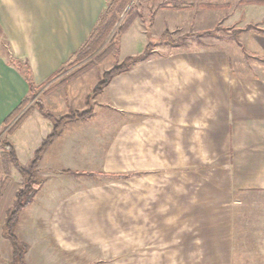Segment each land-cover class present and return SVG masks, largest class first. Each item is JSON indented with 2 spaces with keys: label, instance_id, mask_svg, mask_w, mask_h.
<instances>
[{
  "label": "crops",
  "instance_id": "obj_1",
  "mask_svg": "<svg viewBox=\"0 0 264 264\" xmlns=\"http://www.w3.org/2000/svg\"><path fill=\"white\" fill-rule=\"evenodd\" d=\"M106 2L0 0V132L4 120L28 97L25 81L6 63L8 54L26 60L34 83L40 90L48 88L86 41ZM181 13L155 10L149 34L153 36L158 20H168L170 27ZM146 24L145 18L133 19L120 38L119 55L125 48L123 58L140 54L149 42ZM162 25L161 32L167 28ZM242 37L248 39L247 59L235 41L232 46L151 55L111 79L97 94L99 107L90 117L63 122L42 153L39 170L67 123L88 124L97 118L91 123L94 133L77 135L78 141L91 143L83 150L91 155L73 157L76 133L64 143L72 159L87 161L89 169H45L51 174L47 178L57 183L66 174L71 181L90 178L95 185L63 188L56 183L49 198L40 196L48 182L42 185L34 196L40 197L36 215L49 234L105 236L111 220L129 218V209H135L136 236L200 237L198 247L162 250L167 257L163 264H264V62L253 59L264 61V37L245 33L240 43ZM2 39L9 51L1 46ZM55 85L44 91L42 105L64 96L65 84ZM77 85L78 78L70 81L68 91ZM34 109L20 126L32 127L34 122H27L38 114ZM48 122L40 118L44 130L38 146L52 129ZM11 145L19 161L21 150ZM92 173L134 176L111 190L106 178Z\"/></svg>",
  "mask_w": 264,
  "mask_h": 264
},
{
  "label": "rangeland",
  "instance_id": "obj_2",
  "mask_svg": "<svg viewBox=\"0 0 264 264\" xmlns=\"http://www.w3.org/2000/svg\"><path fill=\"white\" fill-rule=\"evenodd\" d=\"M108 1L110 2L111 0ZM244 1L245 0H130L123 13L119 16L116 26L124 23L129 11L130 15L133 16L132 19L137 18L139 15H141L142 20L145 18L148 25L146 24L144 29L147 31L149 41L152 42L149 49V57L151 55H166L168 52L177 49L186 48L189 50H195L199 47L219 48L220 46H232V41H234V39H232L231 36L234 30L238 28L242 29L250 24H260L258 26L264 28V6L260 4H245ZM162 9H176V11H182L181 14L176 16L174 24L171 23L170 27L168 26V20L167 22L165 20L163 21L167 25V28L164 27V31H167L170 35L168 39L170 41L175 40L177 44L176 46L171 45V42L169 41L164 43L159 41V38L164 32H161L160 30L163 26V22L158 23L159 20L157 23L155 22L154 27L152 28L153 36L148 32L154 11ZM149 14L151 15L147 16ZM114 30L115 28L113 31ZM204 31H208L209 33H202ZM247 33L251 34L253 32L251 31ZM242 35H240L239 38ZM1 42V46H6L5 50L9 51L7 44L3 39ZM105 44L84 62L71 67L65 65L62 73L59 75L60 79L56 80L49 87H52L56 83L61 82L73 74L76 69L96 56L104 48ZM241 44L245 51L246 47H249L247 37H242ZM125 53H127L126 48L121 55H119V51L117 54L111 52L102 60L93 62L85 72L77 76L80 85H77L78 88L75 91H68L69 88L67 89V84L70 83L68 82L61 89L64 96H59L61 98L58 99L51 97L52 100L48 102L47 105L44 103V110L56 118L67 115L71 111L82 112L87 110L88 106L85 103L86 97L91 95L97 82L100 81L102 73L121 62L124 59L123 55H125ZM8 55L9 57H12L10 54ZM48 88L43 85L42 89L38 90L35 97L30 99L27 107H33L37 98H39L40 102L43 101L41 100L42 92ZM84 94H86L85 98H83ZM99 99L100 97L97 95L92 96L89 106L92 110H98ZM35 112L38 114L31 117L27 122H34L32 127L29 128L27 125L20 126L17 128L18 131L17 129L15 130L17 131L15 135H13L15 131L9 135H6V130L4 129L3 132H0V183L5 177L10 181L3 198L0 199V264H16L13 258V246L5 233L4 225L7 211L12 208L15 192L23 186V178L13 167L9 157L4 154L1 141L5 140L6 143L9 144H17V147L21 150L19 154V162L23 166H27L31 161L30 157L32 151L38 148V143L41 140L40 133L44 130V127L40 126V118H44V116H42L38 110ZM25 120H27V118ZM92 120L96 121L97 118H93ZM48 121V124H53L50 119H48ZM94 121H90L88 124L78 123L79 125H70L67 123L68 125H65L66 127L63 129L64 133L62 134L61 140H58V142H56L55 145L44 155L45 159L40 167L41 170H39L38 167L39 175L43 180V184L48 182L44 189V193H40V196L43 195V198H49L52 189L57 183L56 181H53L54 179L49 180V178H47L51 176V174L45 170L47 167H51L52 170L90 168V165H87L89 164L87 161L84 163L83 160L78 161L72 159V156L69 154V147L65 148V139L67 136L74 133H76L75 136L85 135L86 137V133H88L89 130L90 132L92 131L91 133H94L95 127L91 125ZM22 123L20 125H22ZM78 136L76 137L77 141L79 138ZM93 136L94 135L92 134V137ZM89 138L87 142H89ZM77 141L72 142L73 144L77 143L78 145L72 152L73 157L76 158L79 155L83 158L91 155L90 152L83 151L87 149L86 147L91 143L84 144L85 142L83 139ZM128 163L131 164V162ZM85 175H88V173H85ZM118 175L126 177L120 180L106 178L107 180L104 181V184L106 182L107 184L105 185L109 186V189L111 190H119L120 181H124L125 183L126 179L134 176V174ZM65 176L66 174H61L59 176L57 183L58 186L63 188H75L78 184L81 187L85 185H89L88 187H90V185H95V181L92 182L90 178H84L80 179L81 181L74 182ZM96 181L99 182V180ZM111 186H114V188ZM116 195L118 199V193ZM39 198V196L37 199L34 197L32 200L33 203L20 213L18 222L13 230L17 239L28 247L24 254L25 264H137V262L138 264H151L153 260L156 262L159 261V264H163L167 257L161 255L162 250L168 248H187L189 245H191L192 248L194 246L198 247L201 244L199 236H151L150 233L145 234L144 236H136V225L134 224L135 209H129L128 212L133 214L132 216H129V218L122 216L121 219L117 217L111 220V225L107 226L109 230L106 232L109 234H106L105 236H58L59 238H57L56 236L49 234L48 226L41 224L40 221L42 220L36 215ZM115 211L120 212V210ZM119 222L122 224H119ZM185 237L187 239L183 240ZM153 250L156 252L155 255H152Z\"/></svg>",
  "mask_w": 264,
  "mask_h": 264
},
{
  "label": "trees",
  "instance_id": "obj_3",
  "mask_svg": "<svg viewBox=\"0 0 264 264\" xmlns=\"http://www.w3.org/2000/svg\"><path fill=\"white\" fill-rule=\"evenodd\" d=\"M129 1L130 0H111L109 2L107 0L105 10L98 17L96 24L93 30L91 31V33L89 34L88 38L86 39V41L54 76L57 77L58 75H60L65 65L71 67L89 59L95 52H97V50H99L106 43L104 48L96 56L91 58V60H88L81 67L76 69V71L73 74H71L70 76H68L67 78H65L55 86L60 87L70 82L71 80L77 78V76L85 72L88 69V67L93 64V62H98L102 60L111 52H114L115 54L118 53L120 38L133 21L132 19L133 16L130 15V11H129L127 13L126 16L127 18L124 21V23H121L118 26H116L119 20V16L123 13ZM244 3L255 4V5L260 4L264 6L263 0H245ZM138 17L140 19L142 18L141 15H139ZM258 25L260 24H254V25L250 24L242 29L238 28L234 30L232 33L231 36L232 39H234L236 44L240 47L246 59L249 58L250 55L244 51V48L242 44L239 42L238 38L240 35L251 31L254 34L264 37V28H260ZM114 28L115 30L113 31ZM202 33H209V32L204 31ZM169 37H170L169 33L167 31H164L161 37L159 38V41H162L161 43L169 41L171 42L170 43L171 45L176 46L177 44L175 40L170 41L168 39ZM151 44L152 42L149 41L141 54H138L136 56H127L121 62L115 64L113 67L102 73L101 79L100 81L97 82L95 88L91 92V95H88L85 99V103L88 106L87 110L82 112L71 111L69 114L61 116L59 118H55L47 111H45L42 103L39 101V98L35 100L33 107L32 106L27 107V105L30 102V99L35 97L38 90L40 89V86H37L34 83L30 67L26 60H20L14 57L7 58L6 61L7 65L13 67L25 81L28 88V97L25 98L19 104V106L4 120L3 129L7 128L5 132L6 135L13 133L34 108H36L41 113L42 116L50 119L53 123L51 131L41 141L38 148L34 151L33 157L27 166H23L22 164H20V162L18 161L15 155L14 148L12 147L11 144L6 143L5 140L1 141L4 154H6L9 157L13 167L18 171L20 176L23 178V186L21 189L15 192L13 205L12 208L9 211H7L6 221L4 225L5 233L13 246V258L16 264H25L24 254L26 253L28 247L26 244L20 242L17 239V237L13 233V230L16 223L18 222L20 213L31 205L34 196L37 194V192L40 190V188L43 185V180L40 177L38 170V165L42 153L58 137L61 125L65 120H69V121L85 120L88 117H90L92 114V109L89 106L91 103L92 96L99 94L102 91V89L108 85V83L111 81L113 77L117 76L122 72L127 71L128 69H130V67H132L135 64L146 61L149 58V49L151 47ZM253 59L256 60L257 62H264L263 60L256 57H254ZM47 91H50V89ZM43 93L44 91L42 92V95ZM13 120L15 121L13 122ZM64 173H72V172L65 171ZM90 175H98L113 180H120L126 177L123 175L106 174V173H98V174L92 173ZM9 182L10 181L7 179V177H5V179H3L2 182L0 183V199L3 198L5 191L9 186Z\"/></svg>",
  "mask_w": 264,
  "mask_h": 264
}]
</instances>
